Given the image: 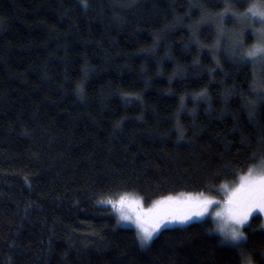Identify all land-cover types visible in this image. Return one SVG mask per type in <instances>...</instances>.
<instances>
[{
    "label": "trees",
    "instance_id": "16d2710c",
    "mask_svg": "<svg viewBox=\"0 0 264 264\" xmlns=\"http://www.w3.org/2000/svg\"><path fill=\"white\" fill-rule=\"evenodd\" d=\"M225 2L0 0V264H264L260 215L238 247L203 220L141 248L97 202L220 196L264 154L261 68L216 47Z\"/></svg>",
    "mask_w": 264,
    "mask_h": 264
},
{
    "label": "snow or ice",
    "instance_id": "6c2138e0",
    "mask_svg": "<svg viewBox=\"0 0 264 264\" xmlns=\"http://www.w3.org/2000/svg\"><path fill=\"white\" fill-rule=\"evenodd\" d=\"M87 8V0H81ZM242 4L232 3L226 0L225 8L219 14V24L217 25L216 47L222 45V41H231L229 50L236 57L237 49L240 50L238 62L259 64L261 68V78H256L253 72L252 88L256 99L246 102L250 118L254 117L257 106L264 102V91L257 89L264 87V0H249L243 12L235 11ZM232 12L238 17L243 27L239 31L232 30L231 35L224 28L223 21L227 13ZM206 12L203 16H207ZM259 27H255L256 25ZM246 27H252L256 41L248 48H243ZM255 159V155L253 156ZM221 188L228 189L226 198L223 201H215L214 196L206 195L204 192L177 193L175 196L169 194L154 200L151 206L145 210L141 205V198L134 193L124 192L118 197L109 196L97 202L109 204L118 216L117 223L121 221H131L136 225V236L141 248H147L162 229L168 227L172 222L184 224L190 222L193 217L200 218L207 215L212 216L214 227L212 232H218L221 243L238 247L246 241L245 227H251L250 217L255 212L264 214V154L261 155L258 163L248 167L247 172L240 175L239 182L229 189L227 184H222ZM214 203H222V207L214 212H210ZM264 228V223L261 224ZM245 264H251L248 258Z\"/></svg>",
    "mask_w": 264,
    "mask_h": 264
},
{
    "label": "rangeland",
    "instance_id": "374dc122",
    "mask_svg": "<svg viewBox=\"0 0 264 264\" xmlns=\"http://www.w3.org/2000/svg\"><path fill=\"white\" fill-rule=\"evenodd\" d=\"M255 27H259V25L257 24ZM249 28V27H248ZM252 30V31H251ZM251 30H250V28H249V35L250 36H252L251 38H252V40H250V42H254L255 40H256V36L253 34V29H252V27H251ZM256 66H259V64H257ZM238 182H239V180H238ZM238 182H236V183H238ZM235 183V184H236ZM235 184H233V185H231V186H229V189L231 188V187H233V186H235ZM227 191H228V189H225V190H222V194L220 195V196H216V197H214L215 198V201H223L225 198H226V193H227ZM152 204V203H151ZM151 204H149V205H145L144 203H143V201H142V199H141V207L143 208V209H145V210H147L150 206H151ZM223 205H222V203H214L213 204V206H212V208H210V212H214V211H216L218 208H221ZM113 214H114V216H115V218H116V220H118V216H117V214H116V212L115 211H113ZM253 215H260L263 219H264V214H260V213H258V212H255ZM251 218V217H250ZM213 217L212 216H210V215H205V216H203V217H200V218H196V217H193L192 218V220L190 221V222H187V223H191V222H199V221H203V220H210L212 223H213ZM187 223H184V224H179V223H176V222H172L171 224H169L168 225V227H173V226H182V225H185V224H187ZM119 225H121V226H125V227H129V228H132L134 231H135V233L137 232V229H136V225H135V223H133V222H131V221H121L120 223H118ZM167 227V228H168ZM219 234V233H218ZM220 235V234H219ZM139 242V241H138Z\"/></svg>",
    "mask_w": 264,
    "mask_h": 264
}]
</instances>
